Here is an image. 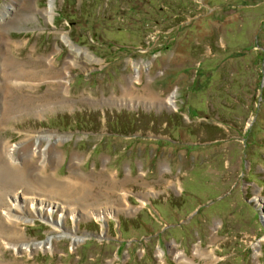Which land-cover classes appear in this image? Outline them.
I'll return each instance as SVG.
<instances>
[{
	"label": "rangeland",
	"instance_id": "obj_1",
	"mask_svg": "<svg viewBox=\"0 0 264 264\" xmlns=\"http://www.w3.org/2000/svg\"><path fill=\"white\" fill-rule=\"evenodd\" d=\"M47 5L0 0V19L8 18L0 26V118L21 98L39 105L0 120V144L15 145L9 163L19 172L22 147L63 138V157L54 175L47 172L53 183L71 184L73 198L85 190L72 205L99 214H67L60 229L83 238L72 246L69 235L60 237L54 251L16 253L0 235V264H178L172 242L186 264H253L261 240L264 264V0H55L52 21ZM62 32L99 61L83 57L69 68L65 96L41 75L23 76L3 101L1 57L42 65L59 46L60 70L70 49ZM135 63L149 65L124 95ZM171 93L175 107L154 100ZM7 188L2 197L15 190ZM124 199L130 210L104 215V206L119 209ZM58 214L24 222L19 232L41 242L56 234Z\"/></svg>",
	"mask_w": 264,
	"mask_h": 264
},
{
	"label": "bare ground",
	"instance_id": "obj_2",
	"mask_svg": "<svg viewBox=\"0 0 264 264\" xmlns=\"http://www.w3.org/2000/svg\"><path fill=\"white\" fill-rule=\"evenodd\" d=\"M6 8L3 9V12L5 11L4 14H7L8 16L9 12L7 11ZM54 9H55V0H48V5L43 9V12L45 13L47 19L50 21H52L53 19ZM7 21L8 18L5 19V17L0 19V26L2 24L7 23ZM59 37H61V39L70 48L67 59L65 60L64 65L61 67L60 70H54L55 62H54L53 54L57 51V49H59V46L57 45H56L57 46L56 49H54V51L49 56L46 57L44 56V58L41 57V59H44L42 61L43 62L42 65L40 62H38L37 64H35V62H29L27 64L24 62H18L17 59L13 58L14 56L12 54H10V56L8 57H6V55L1 57L2 58L1 62H3L1 66L3 67V70L6 73L4 74V77L8 78L7 84L5 85V91L3 93L4 94L3 101L5 99V96L6 97H8L9 95L10 97L12 96V93L14 91L13 90L14 86L12 84V81L16 80L17 83V79H21V77L23 76H25L24 78H26L27 76L36 77L38 75H41V77H43L42 78L43 80L48 79L46 82L55 84L56 87L55 91L57 93L65 96L68 94L69 91L70 79L67 77L69 75V68H72V66L77 64L83 65L81 63V59L83 57L90 61H99L90 53L88 49L73 44L66 33L64 32L60 33ZM3 42L2 44L4 45V47L6 46L8 48L9 41L6 40ZM10 49L11 46L9 47V50ZM143 64L141 63L134 64L135 74L131 75L129 77L127 85L123 86L122 93L124 95L125 94L128 95V93L133 92V89L136 87V84L141 82ZM144 65H149V64L145 63ZM154 100H156V103H160L161 106L163 105V106L175 107V93H171L166 98L164 97L161 98L159 96H156ZM28 101L29 99L21 98L18 101V103L20 104L13 107L3 108V111L1 112L0 120L7 121L13 114L21 113L23 111H28L27 110L28 107H30L29 111L37 110L36 107L39 105L38 104L37 105L31 104L30 106L25 105ZM41 103L44 104L46 102L44 103L41 102ZM45 108L47 107L45 106L40 108L38 110L39 113L44 111ZM51 138L53 137L52 136L38 137L35 142L31 143L30 145L26 144L24 147L20 149L18 155L16 156V160H17L16 163L19 172L12 171L10 166L12 165L11 167H13V164L9 163L10 162L9 159H11L14 154L15 145L11 144L9 147H7L6 145L1 146L0 144V191L1 189L4 190L7 189L8 191L9 188L7 187H11L12 189H15L13 193L9 192L10 193L9 198L2 197L3 195L0 192V207L2 208V212L0 213H2L4 217L3 219L5 220L4 223H0V235L2 236H4L3 234L8 235V237L4 236V245L5 247L10 248L16 253L38 251L40 249L54 251V249H56L54 246V242L55 241L57 242V240H59L60 237L66 235H69V237L71 238V245L76 246L81 242V238L83 237L79 236L77 232L74 233L73 229L71 230V232L68 231L67 229H66L67 231H62L60 229L61 221H63V219L67 214L73 217L76 215V213H78V215L80 214L82 218L83 217L95 218V216L99 214V209H96V212L94 211L89 212L87 210L84 211V209L82 208H78V206L72 205L73 200L79 202L84 200L83 196L85 195V190H81L80 188L79 196L73 198L71 184L57 185L53 183L52 173H48L47 170L48 168L53 169L52 171L53 175L55 174V169L63 157V151L59 148L60 140H62L63 138L61 139V137L58 136L54 139V141H52ZM43 140L47 141V145L45 147H43V143H42ZM43 172L47 173V175H43ZM70 173H71L70 179L75 178L76 181L73 182V184H76V186L79 185L78 186L79 188L80 185L82 184L78 182L79 177L78 176L73 177L74 175H76L74 171ZM39 175H42V177H39ZM84 185H88V183L84 182ZM78 188H77V192H78ZM36 193H41L45 195H49V193H51L53 195L61 197L62 200H64V203L52 200L50 198L43 199L42 195L40 194L36 195ZM123 196L124 198H126L127 195L125 192H123ZM124 200H123L124 202H121L122 204H120L119 209L113 206H104L102 212L105 213L104 215L108 217L110 216L112 210L113 211L117 210L118 212L123 211L125 209L130 210L132 208L131 205L129 204L127 199ZM262 200H264V198ZM141 203L145 204L143 200L141 201ZM54 211H57L59 213L58 218L54 221V224L52 225V230L56 232L55 235L49 234L47 238L45 240H42L41 242L39 241L31 242L26 238V236H22L23 232L21 233L19 232L21 225L24 222L34 220V218L38 216L41 218L50 217L53 215ZM13 239H18L19 241L22 242L19 241L17 243L11 242ZM261 241L260 243L258 242L253 247L254 248L253 264H257V259L260 253ZM172 248L175 258L178 260V264H186L185 262L190 258L184 256V254L179 249L176 248L174 242H172ZM196 249L198 250L199 248L196 247ZM157 253L160 260H163L162 258L163 252L161 250H158Z\"/></svg>",
	"mask_w": 264,
	"mask_h": 264
}]
</instances>
